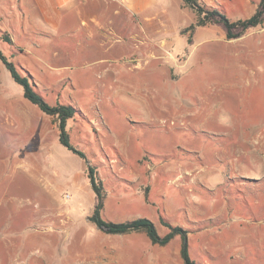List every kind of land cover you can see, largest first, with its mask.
<instances>
[{
  "label": "rangeland",
  "instance_id": "374dc122",
  "mask_svg": "<svg viewBox=\"0 0 264 264\" xmlns=\"http://www.w3.org/2000/svg\"><path fill=\"white\" fill-rule=\"evenodd\" d=\"M198 2L231 22L262 11L261 22L236 27L232 33L239 37L229 39L218 17L198 26L196 13L183 0H156L155 22L161 29L153 35L156 43L127 36L110 49L92 42L96 49L85 52L79 39L42 38L48 49L72 51V57L33 53L24 61L26 69L19 60L23 50L14 48L16 57L7 56L31 74L50 105L71 104L81 113L68 122L70 142L100 175L106 220L148 218L161 236L169 232L163 221L181 227L198 264H264V5L262 0ZM131 19L138 28L146 26L143 17ZM129 29L138 33L134 26ZM1 65L4 85L23 95ZM248 74L251 83L239 86ZM32 106L47 138L44 145L34 140L29 153L16 159L40 170L41 177L32 175L41 180L45 175L46 181L21 187L18 181L8 193L17 208L26 201L43 205L47 191L46 204L41 211L33 207L32 219L34 211L41 212L42 221L33 227L49 229V246L32 244L22 254L24 261L184 264L180 236L163 247L144 231L109 235L98 230L90 220L95 195L86 162L60 143L58 119ZM14 175L12 170L8 179ZM18 229L28 236L23 224Z\"/></svg>",
  "mask_w": 264,
  "mask_h": 264
},
{
  "label": "crops",
  "instance_id": "0c3cea01",
  "mask_svg": "<svg viewBox=\"0 0 264 264\" xmlns=\"http://www.w3.org/2000/svg\"><path fill=\"white\" fill-rule=\"evenodd\" d=\"M155 4L156 0H0V28L13 42L12 46L7 44L4 50L1 47L6 43L0 42V49L5 55H12L14 48L23 50L19 60L29 69L24 61L33 53L50 54L55 59L68 60L72 57V51L48 49L41 43L42 38L52 41L59 38L79 39L80 45L86 44L85 52L96 49L91 45L92 42L110 49L112 44L122 42L127 36L156 43L153 35L160 33L161 29L155 22ZM134 16L143 17L146 26L141 24L138 28L136 21L131 19ZM130 26H134L138 33L129 29ZM1 63L0 60V156H12L13 159H0V193H3L0 195V264H28L24 261L26 258L22 257L28 247L42 244L47 250L49 246V229L33 227V223L42 221L41 212L37 214L34 211L35 222L32 219L33 207L41 211L47 202L48 193H43V205L26 201L16 208L8 192L10 186L18 185V181L19 187L21 183L22 186L25 183L32 186L34 180H38L40 185L43 180L46 181L45 175L43 180L35 179L33 171L39 177L41 171L22 163L16 156L29 153L35 144L34 140H43L44 145L47 131L36 125L33 112L37 114L38 109L28 103L24 91L22 95L15 86L4 85L6 78ZM249 76L248 79L240 80L239 86L251 83ZM43 148L47 151L46 145ZM17 160L20 162L17 163ZM26 169L31 171L26 172ZM12 170H15L16 176L8 179ZM39 192L42 194L40 189ZM23 214L24 221L19 223ZM43 217V222H46V213ZM21 224L28 234L26 237H22L20 231L16 232Z\"/></svg>",
  "mask_w": 264,
  "mask_h": 264
},
{
  "label": "trees",
  "instance_id": "16d2710c",
  "mask_svg": "<svg viewBox=\"0 0 264 264\" xmlns=\"http://www.w3.org/2000/svg\"><path fill=\"white\" fill-rule=\"evenodd\" d=\"M183 2L187 7L196 13L198 17V26H205L207 23H210L211 21L215 20L216 17H218L220 22H222L227 29V38L229 39H235L239 37V35L232 33L233 29L236 27L241 26L243 29H247L250 27H257L261 22L260 16L262 11H258L253 17L247 20L231 22L224 13L216 10L209 11L204 6L199 4L198 0H183ZM263 5L264 0L261 2V6ZM0 42H4L10 46L13 45L11 38L6 33H4L1 28ZM20 51L22 52V50ZM11 57L13 58L14 55L12 54ZM0 60L8 69L14 81L22 86L24 97L33 105L37 106L43 113L58 119L60 143L86 162L87 178L95 195L94 210L90 220L95 224L98 230L109 235H126L132 232L144 231L154 245L163 247L170 244L171 241L175 239V237L180 236L182 241L181 255L184 260V264H198L192 259L190 255L187 231L181 227H176L166 221H163L164 225L169 229V232L165 236H161L155 224L148 218H139L133 221L115 223L108 221L103 217L105 201L103 182L97 169L90 165L85 153L78 150L71 144L68 133L69 120L74 119L81 113L75 106L71 104H56L54 106L50 105L44 96L38 91L31 74L28 71L20 68V70L24 73L22 74L17 64L15 65V63L12 62L1 49Z\"/></svg>",
  "mask_w": 264,
  "mask_h": 264
},
{
  "label": "bare ground",
  "instance_id": "6f19581e",
  "mask_svg": "<svg viewBox=\"0 0 264 264\" xmlns=\"http://www.w3.org/2000/svg\"><path fill=\"white\" fill-rule=\"evenodd\" d=\"M138 92V91H137Z\"/></svg>",
  "mask_w": 264,
  "mask_h": 264
},
{
  "label": "built area",
  "instance_id": "2783aa9c",
  "mask_svg": "<svg viewBox=\"0 0 264 264\" xmlns=\"http://www.w3.org/2000/svg\"><path fill=\"white\" fill-rule=\"evenodd\" d=\"M69 197V196H68Z\"/></svg>",
  "mask_w": 264,
  "mask_h": 264
}]
</instances>
